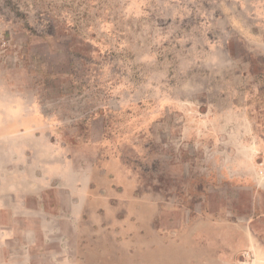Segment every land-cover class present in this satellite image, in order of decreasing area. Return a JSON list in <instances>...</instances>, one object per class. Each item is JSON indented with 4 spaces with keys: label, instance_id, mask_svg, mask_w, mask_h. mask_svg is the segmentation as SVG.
<instances>
[{
    "label": "rangeland",
    "instance_id": "obj_1",
    "mask_svg": "<svg viewBox=\"0 0 264 264\" xmlns=\"http://www.w3.org/2000/svg\"><path fill=\"white\" fill-rule=\"evenodd\" d=\"M6 143L0 264H264V0H0Z\"/></svg>",
    "mask_w": 264,
    "mask_h": 264
},
{
    "label": "crops",
    "instance_id": "obj_2",
    "mask_svg": "<svg viewBox=\"0 0 264 264\" xmlns=\"http://www.w3.org/2000/svg\"><path fill=\"white\" fill-rule=\"evenodd\" d=\"M4 144L0 147V246L3 244L1 239L6 234L21 233L27 236V240L30 235L34 238L35 225H31V228L30 223H35L37 213L35 161H21L20 150L8 143ZM33 154L35 159V152ZM19 219L28 226H14ZM244 236L249 249L258 247L254 239L245 234Z\"/></svg>",
    "mask_w": 264,
    "mask_h": 264
}]
</instances>
